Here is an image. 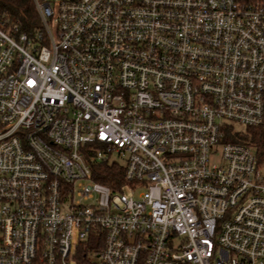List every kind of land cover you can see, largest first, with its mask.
<instances>
[{"label":"built area","instance_id":"1","mask_svg":"<svg viewBox=\"0 0 264 264\" xmlns=\"http://www.w3.org/2000/svg\"><path fill=\"white\" fill-rule=\"evenodd\" d=\"M34 1L0 26V264H264V156L225 132L264 128V0Z\"/></svg>","mask_w":264,"mask_h":264},{"label":"trees","instance_id":"2","mask_svg":"<svg viewBox=\"0 0 264 264\" xmlns=\"http://www.w3.org/2000/svg\"><path fill=\"white\" fill-rule=\"evenodd\" d=\"M0 22L5 28L15 25L19 32L33 35L42 27V22L34 0H0ZM226 139L241 142L256 149L259 158L264 156V128L254 126L237 127L234 124L225 128ZM92 178L113 190L119 189L124 180V168L117 161L100 162L87 155Z\"/></svg>","mask_w":264,"mask_h":264},{"label":"rangeland","instance_id":"3","mask_svg":"<svg viewBox=\"0 0 264 264\" xmlns=\"http://www.w3.org/2000/svg\"><path fill=\"white\" fill-rule=\"evenodd\" d=\"M0 26L7 32L9 29H7V28H5V26H3L2 25V22H0ZM56 30H57V26L55 25V23H54V25H53V32L54 33H56ZM9 32V31H8ZM0 46H1V41H0ZM237 127H241L240 125H236Z\"/></svg>","mask_w":264,"mask_h":264}]
</instances>
